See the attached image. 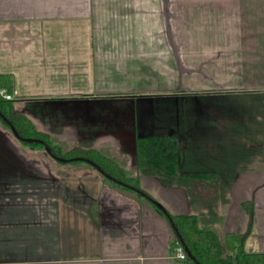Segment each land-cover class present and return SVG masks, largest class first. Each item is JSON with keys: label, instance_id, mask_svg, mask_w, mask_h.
Listing matches in <instances>:
<instances>
[{"label": "crops", "instance_id": "1", "mask_svg": "<svg viewBox=\"0 0 264 264\" xmlns=\"http://www.w3.org/2000/svg\"><path fill=\"white\" fill-rule=\"evenodd\" d=\"M0 93L62 149L98 150L139 178L122 189L88 164H59L0 120V264H192L170 258L168 215L241 235L246 202L245 250L264 252V169L217 179L232 159L264 166V101L249 100L264 98V0H0ZM200 98L219 100L207 117L222 147L205 134V165L198 150L179 149L181 176L137 169V137L200 134ZM231 99L256 113L230 146ZM218 190L223 203L206 206Z\"/></svg>", "mask_w": 264, "mask_h": 264}, {"label": "trees", "instance_id": "2", "mask_svg": "<svg viewBox=\"0 0 264 264\" xmlns=\"http://www.w3.org/2000/svg\"><path fill=\"white\" fill-rule=\"evenodd\" d=\"M0 120L13 131L22 144L33 149L48 151L59 164L85 163L97 169V172L122 189H138L137 175L125 171L116 161L109 159L98 150L81 147L62 149L49 136L38 131L25 117L16 112L11 102L1 96ZM133 145L137 169L156 170L166 178L181 176L176 169L180 153L174 136L159 134L137 137ZM214 175L207 172L192 176L206 180L212 179ZM242 207L249 217L246 233L227 234L223 237L213 230L200 226L199 218L195 215H168L176 238L179 244L183 245L192 264H264V252L249 253L245 250V241L252 230L253 203H243Z\"/></svg>", "mask_w": 264, "mask_h": 264}, {"label": "rangeland", "instance_id": "3", "mask_svg": "<svg viewBox=\"0 0 264 264\" xmlns=\"http://www.w3.org/2000/svg\"><path fill=\"white\" fill-rule=\"evenodd\" d=\"M259 97H261V96H259ZM228 100H229V98H225V101H228ZM249 100H251V102L248 101L250 103H253L254 101H257L258 103H260V102L264 101V98H260V99L257 100V98L255 97V99H249ZM217 101H219V100H217V99H209L208 100L207 98H200V100L196 99V100L193 101V103L194 102H197V104H199V106L202 107L199 111L196 112L195 116L193 117V122H195V125H196V128H197L196 130H199L198 133L202 134L203 136L200 135V134H198V136L197 135H194V139H193V135H191V136L186 137L185 138V141H179V142H177L178 145H179V149L180 150H183V155H184V153L186 154V152L192 151L193 149L198 150L200 152L199 155L202 156V160H203V164L204 165L207 163V155H206L207 154V150L204 151L202 149L203 148L205 149L206 147L207 148H213V143H206V142H204L205 141V134L208 137L213 138L212 141L215 142L216 147H222V142L220 141L219 137L218 136H216V137L214 136L213 137V136H211L209 134L210 131L213 130L212 132H214L216 130V128H218V119H212L210 117L209 118L207 117L208 116V113L210 112L209 111V107H212V104L211 103L212 102H217ZM188 102H189L188 99L187 100H184V103L182 105L183 106L185 105V108H186V111H187L188 115H191V110H190L191 105H190V103L187 104ZM230 103L232 104L231 109L230 110H227L225 108V112L231 114L230 115L231 116L230 119H231V122H232V126L229 127L230 128L229 133L232 134V137H233V134L236 137L237 134H238V130H239L237 128V123L239 122V120L243 116H245L247 119H251L249 117L255 118L254 117L255 116L254 114L256 112L254 111V109L239 110V107L236 104V103H238V100L237 99H231V102ZM217 114L219 115L220 113H217ZM233 121L236 122V125H233V123H234ZM207 136H206V138H207ZM235 137H233V138H235ZM245 137H246V140L247 141L248 140L250 141V139L254 137V131L253 132L252 131L251 132L250 131H247ZM198 138H199V140L197 141L196 139H198ZM238 139H239V137H236L235 140H233L235 143L231 142L230 143V146L232 144L237 145L238 144V141H236V140H238ZM263 151H264V145L262 147V150L259 151V152L262 154ZM247 152H245V156H244L245 157L244 159H246V161L249 159V154H250V153H247ZM220 153H221V150L220 149L215 153L216 154V160H221V154ZM181 159H182V162H183L184 161V158L181 157ZM239 159L240 158H237V160L236 159H234V160L232 159L230 161V165H228L229 168H225V169L224 168H221V167L220 168H217L218 169V178L217 179H219V181H223L224 179H227L230 176H233L235 173H237L239 170H242V169H244V170H246V169L250 170L251 168H256V169H260L261 168V169H264V166L263 167H259L258 165H255V164H253V167H252V165L249 166V164H247V165L239 164V161H238ZM185 165H186V163L184 164V166ZM218 166H221V165H218ZM219 192L220 193H219V196L218 197L216 196L217 194L215 193V191L212 192V194H213V196L215 198H212L211 200H209L207 202L206 206L209 205L210 207L213 208L214 206H217V205H220V204L223 203V198H225L224 197V192H222V191H219ZM211 197H212V195H211ZM216 200H217V202H216ZM199 203H202V202L200 201ZM198 206H200V204H198ZM203 210H205V208Z\"/></svg>", "mask_w": 264, "mask_h": 264}, {"label": "built area", "instance_id": "4", "mask_svg": "<svg viewBox=\"0 0 264 264\" xmlns=\"http://www.w3.org/2000/svg\"><path fill=\"white\" fill-rule=\"evenodd\" d=\"M0 96H2V98L6 101H10L11 100V96L8 95V94H4V93H0ZM175 246L173 247V250H172V254L170 256V258H172L173 260L177 261L178 262H189V257H187V253L183 247L182 244H174Z\"/></svg>", "mask_w": 264, "mask_h": 264}, {"label": "flooded vegetation", "instance_id": "5", "mask_svg": "<svg viewBox=\"0 0 264 264\" xmlns=\"http://www.w3.org/2000/svg\"><path fill=\"white\" fill-rule=\"evenodd\" d=\"M177 243H179V242H177Z\"/></svg>", "mask_w": 264, "mask_h": 264}]
</instances>
